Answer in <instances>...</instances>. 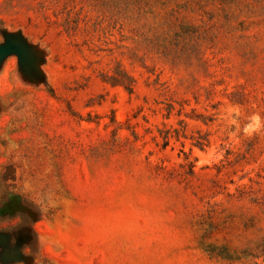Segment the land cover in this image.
I'll return each instance as SVG.
<instances>
[{"label":"rangeland","instance_id":"rangeland-1","mask_svg":"<svg viewBox=\"0 0 264 264\" xmlns=\"http://www.w3.org/2000/svg\"><path fill=\"white\" fill-rule=\"evenodd\" d=\"M0 264H264V0H0Z\"/></svg>","mask_w":264,"mask_h":264},{"label":"water","instance_id":"water-1","mask_svg":"<svg viewBox=\"0 0 264 264\" xmlns=\"http://www.w3.org/2000/svg\"><path fill=\"white\" fill-rule=\"evenodd\" d=\"M26 52V45L21 41L11 37L5 43L0 44V62L3 58L13 53L17 54L21 60H24Z\"/></svg>","mask_w":264,"mask_h":264},{"label":"clouds","instance_id":"clouds-1","mask_svg":"<svg viewBox=\"0 0 264 264\" xmlns=\"http://www.w3.org/2000/svg\"><path fill=\"white\" fill-rule=\"evenodd\" d=\"M264 129V118H261L259 114H253L248 118V122L244 126L246 134H252Z\"/></svg>","mask_w":264,"mask_h":264}]
</instances>
